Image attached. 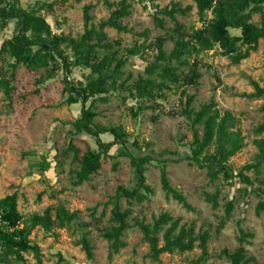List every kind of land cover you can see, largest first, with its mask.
Listing matches in <instances>:
<instances>
[{"label": "trees", "instance_id": "trees-1", "mask_svg": "<svg viewBox=\"0 0 264 264\" xmlns=\"http://www.w3.org/2000/svg\"><path fill=\"white\" fill-rule=\"evenodd\" d=\"M134 1L102 0L109 15L97 24L93 23L90 14L93 4L84 3L83 31L72 37L62 32L54 33L42 13L44 10L51 14L56 1L38 0L33 5L23 7L19 0H0V31L12 20L15 22L11 36L0 42V92L7 99L12 98L15 71L18 67H24L29 72L44 70L47 77H51L57 70L62 71L63 91L67 93L64 103H80V114L69 122L72 127L69 130L70 137L61 151L63 155L71 154L72 162L75 163V167L70 169L71 185L80 186L89 180L99 171L106 158L128 157L134 171L135 184L132 188L122 185L116 187L107 201L111 204L108 223L98 229L99 235L108 244V259H112L126 247L125 232L134 226L148 245L146 257L156 264H161L159 256L162 253L189 252L195 246L200 249V254L188 264H204L211 257L207 246L210 238L208 230L195 232L193 222L180 223V217H174L168 211L153 214L151 222H147L142 216L133 217V223H130L129 218L135 204L149 201V197L155 193L145 175L146 164L151 160L163 163L169 160H186L198 167H207L211 181L221 178L230 183L237 179L243 184L238 190L245 195L254 191L261 197L264 193V137L252 139V144L256 147L253 161L234 170L229 159L245 145L244 136L236 127V117L229 109H220L213 96L195 107L196 89L203 76L201 69H211V65L202 59V55L216 49L217 54L226 57L230 64L238 65L251 52H255L260 41L264 40V0H170L163 7L156 6L152 14L154 24L163 32L146 43L145 30L141 33L144 40L139 43L134 41L132 45L123 48L121 41L111 39L105 29L129 32L130 29L122 20L131 15ZM192 9L196 10L200 25L187 29L181 25L178 15L186 16ZM255 14L259 17L258 21L252 20ZM166 20L172 23V27H165ZM231 29H237L239 33L233 34ZM167 41H172L170 50L164 47ZM147 48L155 51L151 61L145 60L144 68L135 69L134 75L132 71L126 72L125 67L130 58L144 57V50ZM6 57L10 60L6 62L10 68L8 74L3 67ZM75 67L89 70L83 80L75 82L68 79V74ZM215 77L217 82L212 85V89L221 84L220 77L217 74ZM249 82L253 91L242 95L247 98L262 97L264 85L261 86L254 79H249ZM118 86H124L128 90L127 95L135 100L136 105L132 110L134 117L144 109H160V101L167 100L170 91H179V114L187 119L191 131L189 153L176 158L163 157L164 153L157 157L152 151L132 154L125 147L127 131L122 124L103 125L97 122L96 104L107 102V94ZM158 118L159 115H155L154 120ZM253 131L255 134H263L264 120ZM81 133L91 136L96 147L92 148L88 144L84 149L78 147L73 141L75 135ZM106 133L112 136L111 140H102L101 135ZM114 145L119 147L111 154L110 149ZM211 146L213 150L208 151ZM37 165L41 171H45L49 162L44 159ZM246 171H253V179ZM159 181L166 198H171L186 211H195L186 196L170 184L164 167L160 169ZM254 182L257 186L252 188ZM220 193L218 187L212 192L203 190L200 198L213 209H217L220 206ZM122 198L125 199V207L121 205ZM17 199L16 191L0 197V264H26L25 253H31L36 264L42 263L40 247L30 239V234L36 227L50 232L54 228L83 229L91 224L78 221L79 210L70 211L63 204L50 205L41 213L25 216L18 210ZM236 200L232 196L223 204L224 216L219 219L217 233L230 220ZM88 210L92 220H99L104 215L103 211L99 216L96 215V205ZM262 211L264 199L259 198L254 213L259 216ZM88 235L89 231H80L76 243L85 257L92 259L94 246ZM253 237V232L239 227L235 248L232 251L223 248L217 256L224 257L229 264H260L255 256L247 254L246 245Z\"/></svg>", "mask_w": 264, "mask_h": 264}, {"label": "rangeland", "instance_id": "rangeland-1", "mask_svg": "<svg viewBox=\"0 0 264 264\" xmlns=\"http://www.w3.org/2000/svg\"><path fill=\"white\" fill-rule=\"evenodd\" d=\"M36 1L38 0H22L21 5L27 7ZM43 1H56L51 14L42 11L52 31L72 37L83 31L84 3L93 4L90 14L94 24L109 15V10L102 0H39ZM169 1L135 0L131 15L122 20L130 31L123 33L111 28H106L105 31L111 39H119L125 48L134 41L139 43L144 40L141 33L147 30L148 43L163 32L153 22L155 7H163ZM258 19V15H253V21ZM178 20L187 29L200 25L195 9L186 16L178 15ZM165 23L166 28L172 27L168 20ZM14 24L12 20L0 31V42L11 36ZM231 33L239 31L231 29ZM164 47L170 50L172 41H167ZM154 53V50L147 48L144 50V57H131L125 71H132L134 75L135 69L142 70L146 65L145 60L151 61ZM202 59L211 65V69H201L203 76L196 89L195 107L213 96L220 109L227 108L236 117V127L241 130L245 142L244 147L229 159L230 166L237 170L254 159L256 147L252 144V139L264 137V133L255 134L253 131V128L264 120V95L260 98H247L242 95L253 91L249 79L264 85V40L260 41L255 52H251L249 57L238 65L230 64L226 57L217 54L216 49L203 54ZM8 61L10 60L6 57L3 65L6 74L10 72L6 64ZM88 72L85 68H72L68 79L75 82L83 80V76ZM215 74L220 77L221 84L212 89V85L217 82ZM13 86L11 99H7L0 92V197L16 191L18 210L25 216L41 213L50 205L63 204L70 211L79 210L78 221L91 223L83 229L54 228L50 232L36 227L30 234V239L40 247L41 264H156L146 257L148 245L141 239V233L136 227L133 226L125 232L126 247L112 259L107 257V242L99 235L98 229L108 223L111 208V204L107 203L109 196L114 194L118 185L132 188L135 184L134 171L128 157L106 158L99 171L89 180L80 186L71 185L70 169L75 167V163L72 162L71 154L63 155L61 151L70 137L69 130L72 127L69 122L80 114V103H64L67 93L63 91L62 71L57 70L51 77H47L44 70L29 72L24 67H18ZM127 94L128 90L124 86L111 90L107 94V102L96 104L98 116L95 120L103 125L122 124L127 131L125 147L132 154L152 151L157 157L158 154L164 153L163 157L176 158L189 153L191 131L187 119L179 114V91H170L167 100L160 101V109H144L139 111L136 117L132 115L135 100ZM155 115H159L157 120H154ZM101 138L109 141L112 136L106 133L102 134ZM73 142L81 149L87 144L92 148L96 147L94 139L85 133L75 135ZM133 142L136 144H132ZM118 147L119 145L112 146L110 153L114 154ZM212 150L211 146L208 151ZM44 159L49 162V167L41 171L37 163ZM161 167L165 168L170 184L186 196L195 211H186L177 202L165 197L159 181ZM246 174L253 179V171H246ZM145 175L155 193L149 197V201L134 205L130 223H133V217L142 216L147 222H151L153 214L168 211L174 217H180V223L193 222L195 232L208 230L210 238L207 246L211 257L204 264H229L224 257L219 258L217 254L223 248L229 251L235 248L236 236L239 227H242L254 234L246 245L247 254L255 256L258 263L264 264V211L259 216L254 213L255 205L259 198L264 199V193L261 197L254 191L245 195L238 190L243 184L237 179L230 183L221 178L211 181L207 167H198L186 160H169L165 163L151 160L146 164ZM256 186L257 183L254 182L252 188ZM216 187L221 190L220 206L213 209L202 201L200 193L203 190L212 192ZM232 196L237 200L231 218L217 233L219 219L224 216L223 204ZM95 205L97 216L104 212L99 220H92L89 215L88 209ZM121 205L126 206L124 198L121 199ZM80 231H89L88 237L94 246L92 259H87L76 243ZM199 254L200 249L195 246L189 252L162 253L159 257L161 264H188ZM24 256L26 264H36L31 253H25Z\"/></svg>", "mask_w": 264, "mask_h": 264}, {"label": "crops", "instance_id": "crops-1", "mask_svg": "<svg viewBox=\"0 0 264 264\" xmlns=\"http://www.w3.org/2000/svg\"><path fill=\"white\" fill-rule=\"evenodd\" d=\"M19 1H20V4H21V1H22V0H19Z\"/></svg>", "mask_w": 264, "mask_h": 264}]
</instances>
